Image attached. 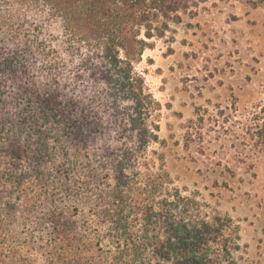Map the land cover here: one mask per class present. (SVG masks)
<instances>
[{"label": "trees", "instance_id": "trees-1", "mask_svg": "<svg viewBox=\"0 0 264 264\" xmlns=\"http://www.w3.org/2000/svg\"><path fill=\"white\" fill-rule=\"evenodd\" d=\"M202 1L0 0V263L19 222L29 245L40 233L47 264H81L101 230L115 264H225L240 250L229 217L193 215L181 197L146 211L135 230L126 160L102 141L107 111L117 135L127 126L140 146L151 136V97L120 54L125 40L140 56ZM41 13L59 21L60 38Z\"/></svg>", "mask_w": 264, "mask_h": 264}, {"label": "rangeland", "instance_id": "rangeland-1", "mask_svg": "<svg viewBox=\"0 0 264 264\" xmlns=\"http://www.w3.org/2000/svg\"><path fill=\"white\" fill-rule=\"evenodd\" d=\"M193 11L169 23L164 37L146 40L140 56L125 40L120 54L131 57L151 97L143 115L151 136L140 146L127 126L117 135L107 111L102 141L121 147L126 160L139 209L135 230L146 211L181 197L193 215L232 220L240 250L225 264H264V0H204ZM41 14L60 38L59 21ZM8 235L6 264H47L40 233L34 246L20 222ZM109 239L101 230L80 263L115 264Z\"/></svg>", "mask_w": 264, "mask_h": 264}]
</instances>
